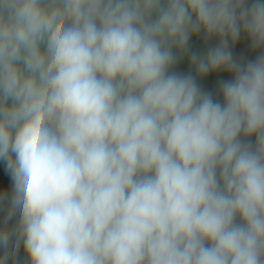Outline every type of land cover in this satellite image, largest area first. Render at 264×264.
<instances>
[{"label": "clouds", "instance_id": "9594fccd", "mask_svg": "<svg viewBox=\"0 0 264 264\" xmlns=\"http://www.w3.org/2000/svg\"><path fill=\"white\" fill-rule=\"evenodd\" d=\"M0 170V264H264V0H0Z\"/></svg>", "mask_w": 264, "mask_h": 264}, {"label": "water", "instance_id": "95a60500", "mask_svg": "<svg viewBox=\"0 0 264 264\" xmlns=\"http://www.w3.org/2000/svg\"><path fill=\"white\" fill-rule=\"evenodd\" d=\"M202 45L200 44L199 41H194V47H201ZM238 52H244L245 54H247V45L246 43H242L240 46H238L237 48ZM214 84V81H208L207 86L208 87H212ZM0 183H7V177L4 175L3 171L0 170Z\"/></svg>", "mask_w": 264, "mask_h": 264}]
</instances>
